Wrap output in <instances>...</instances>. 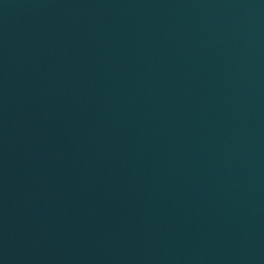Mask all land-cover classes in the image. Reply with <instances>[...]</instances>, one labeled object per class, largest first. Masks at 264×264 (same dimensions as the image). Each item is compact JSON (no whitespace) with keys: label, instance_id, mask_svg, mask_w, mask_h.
Listing matches in <instances>:
<instances>
[{"label":"water","instance_id":"95a60500","mask_svg":"<svg viewBox=\"0 0 264 264\" xmlns=\"http://www.w3.org/2000/svg\"><path fill=\"white\" fill-rule=\"evenodd\" d=\"M0 264H264V0H0Z\"/></svg>","mask_w":264,"mask_h":264}]
</instances>
